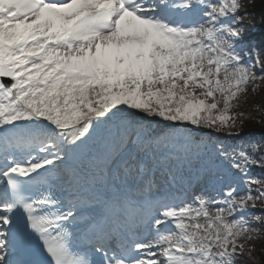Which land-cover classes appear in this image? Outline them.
Wrapping results in <instances>:
<instances>
[{"label":"snow or ice","instance_id":"obj_1","mask_svg":"<svg viewBox=\"0 0 264 264\" xmlns=\"http://www.w3.org/2000/svg\"><path fill=\"white\" fill-rule=\"evenodd\" d=\"M250 16L0 0V264H264V138L217 135L264 124Z\"/></svg>","mask_w":264,"mask_h":264},{"label":"trees","instance_id":"obj_2","mask_svg":"<svg viewBox=\"0 0 264 264\" xmlns=\"http://www.w3.org/2000/svg\"><path fill=\"white\" fill-rule=\"evenodd\" d=\"M244 8L251 14V24L245 25L244 40L254 43L258 48L264 47V0H241ZM252 105L264 106V85L260 87L255 95H250L245 110H251ZM253 115H259L253 111ZM220 139L228 142L244 140L248 138L262 139L264 138V124L257 123L255 120H248L245 123L244 131L239 137H225L223 134H217ZM254 174L259 175V170H254ZM254 211L259 212L257 208ZM264 245V240L257 242L258 248ZM259 256V251L257 252ZM264 261V256L261 257Z\"/></svg>","mask_w":264,"mask_h":264}]
</instances>
